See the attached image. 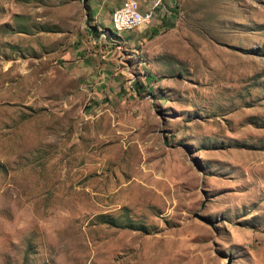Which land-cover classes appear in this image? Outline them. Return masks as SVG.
Here are the masks:
<instances>
[{
	"label": "rangeland",
	"instance_id": "1",
	"mask_svg": "<svg viewBox=\"0 0 264 264\" xmlns=\"http://www.w3.org/2000/svg\"><path fill=\"white\" fill-rule=\"evenodd\" d=\"M115 2L0 0V264H264V0Z\"/></svg>",
	"mask_w": 264,
	"mask_h": 264
},
{
	"label": "built area",
	"instance_id": "2",
	"mask_svg": "<svg viewBox=\"0 0 264 264\" xmlns=\"http://www.w3.org/2000/svg\"><path fill=\"white\" fill-rule=\"evenodd\" d=\"M153 8H155V5L142 12L139 9V4H134V9L121 11L118 6L112 10L110 21L116 24V26L121 27V30L136 29L142 23H149L152 20Z\"/></svg>",
	"mask_w": 264,
	"mask_h": 264
},
{
	"label": "crops",
	"instance_id": "3",
	"mask_svg": "<svg viewBox=\"0 0 264 264\" xmlns=\"http://www.w3.org/2000/svg\"><path fill=\"white\" fill-rule=\"evenodd\" d=\"M124 0H116L115 2V8L118 7ZM137 3L139 4V9L140 11L144 12L146 10H148L151 6H154L157 4L156 6V10L155 11H161L166 9L168 6H171V0H136ZM152 4V5H151ZM157 14L156 12L153 15V21L152 24H158L159 22L162 23V25L166 26L170 24V20L171 19H167V18H171L170 16L172 15V11H168L167 14L163 17V15ZM111 27V26H110Z\"/></svg>",
	"mask_w": 264,
	"mask_h": 264
},
{
	"label": "bare ground",
	"instance_id": "4",
	"mask_svg": "<svg viewBox=\"0 0 264 264\" xmlns=\"http://www.w3.org/2000/svg\"><path fill=\"white\" fill-rule=\"evenodd\" d=\"M127 2H122L119 5V10L121 11H128V9H134V4H138L136 0H124ZM156 6V5H155ZM112 25L117 29L121 30V27L116 26V24L112 23ZM141 26L147 27L148 23H142L140 26H138L136 29H139Z\"/></svg>",
	"mask_w": 264,
	"mask_h": 264
}]
</instances>
